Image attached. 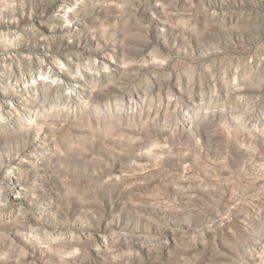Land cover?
Here are the masks:
<instances>
[{
	"label": "clouds",
	"instance_id": "obj_1",
	"mask_svg": "<svg viewBox=\"0 0 264 264\" xmlns=\"http://www.w3.org/2000/svg\"><path fill=\"white\" fill-rule=\"evenodd\" d=\"M0 264H264V0H0Z\"/></svg>",
	"mask_w": 264,
	"mask_h": 264
},
{
	"label": "rangeland",
	"instance_id": "obj_2",
	"mask_svg": "<svg viewBox=\"0 0 264 264\" xmlns=\"http://www.w3.org/2000/svg\"><path fill=\"white\" fill-rule=\"evenodd\" d=\"M161 26H162V25H161ZM230 151H231V148H230ZM185 164L187 165V161L185 162ZM188 166H190V165H188ZM117 167H119V165H117ZM184 167H185V165H182V166H181V171H184ZM117 175H119V173H117ZM12 183H13V184H16V183H17V181H16L15 178H13ZM42 199H43V197H42ZM117 210H118V208H117Z\"/></svg>",
	"mask_w": 264,
	"mask_h": 264
}]
</instances>
